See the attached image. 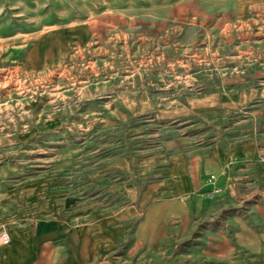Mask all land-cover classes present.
Wrapping results in <instances>:
<instances>
[{"label": "rangeland", "instance_id": "1", "mask_svg": "<svg viewBox=\"0 0 264 264\" xmlns=\"http://www.w3.org/2000/svg\"><path fill=\"white\" fill-rule=\"evenodd\" d=\"M244 141L264 150V0H0V208L137 194L147 162ZM261 168L229 212L247 264H264ZM23 220L0 224L9 245Z\"/></svg>", "mask_w": 264, "mask_h": 264}, {"label": "crops", "instance_id": "2", "mask_svg": "<svg viewBox=\"0 0 264 264\" xmlns=\"http://www.w3.org/2000/svg\"><path fill=\"white\" fill-rule=\"evenodd\" d=\"M261 156L263 148L244 141L147 162L139 169L137 194L110 183L101 189L109 199L70 197L41 206L39 200L31 209L4 204L0 224L14 216L25 220L13 230L17 242L7 251L0 244V264H247V223L229 212L242 204L238 184L258 186ZM118 193L125 200L121 206ZM217 208L221 223L203 228L215 226ZM254 209L252 223L262 225L263 207Z\"/></svg>", "mask_w": 264, "mask_h": 264}, {"label": "built area", "instance_id": "3", "mask_svg": "<svg viewBox=\"0 0 264 264\" xmlns=\"http://www.w3.org/2000/svg\"><path fill=\"white\" fill-rule=\"evenodd\" d=\"M11 242L10 234L6 230L0 232V244L2 246H7Z\"/></svg>", "mask_w": 264, "mask_h": 264}]
</instances>
